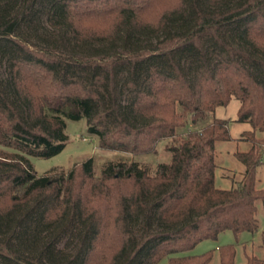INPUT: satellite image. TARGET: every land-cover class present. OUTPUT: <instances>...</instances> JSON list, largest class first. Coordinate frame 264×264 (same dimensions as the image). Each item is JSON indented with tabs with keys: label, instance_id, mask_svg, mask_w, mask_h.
Segmentation results:
<instances>
[{
	"label": "trees",
	"instance_id": "16d2710c",
	"mask_svg": "<svg viewBox=\"0 0 264 264\" xmlns=\"http://www.w3.org/2000/svg\"><path fill=\"white\" fill-rule=\"evenodd\" d=\"M0 264H210L184 254L232 231H260L264 187V0H0ZM232 98L249 123L236 187L216 186L226 120L197 125ZM86 120L103 151L38 175L31 158L66 147ZM246 255L244 264H264ZM235 264L236 247H219Z\"/></svg>",
	"mask_w": 264,
	"mask_h": 264
},
{
	"label": "rangeland",
	"instance_id": "374dc122",
	"mask_svg": "<svg viewBox=\"0 0 264 264\" xmlns=\"http://www.w3.org/2000/svg\"><path fill=\"white\" fill-rule=\"evenodd\" d=\"M0 74L2 68L0 67ZM240 101L232 98L227 106L218 107L214 113H210L204 120L197 125L188 123L186 127L179 128L178 134L185 135L195 128L200 129L202 126L210 123L215 117L224 119L229 124L231 136L230 142H218L216 145V162L218 165L216 171V186L223 189L236 187L245 171L244 165L239 162L235 153L245 151L248 145L240 140L245 131H252L249 123L237 121ZM66 133L69 137L65 149L58 155L51 158H31L34 169L38 175H44L51 171H69L76 162H82L88 158L94 160L95 173L101 175L103 165L108 161H138L147 165L154 170L161 162L170 160L169 153L165 149V143L159 145L156 154L152 155H133L125 152L103 151L101 149L98 137L89 133L85 119L80 121L67 120ZM243 173V174H242ZM257 187H264V165L257 171ZM260 222V231L256 234L244 232L238 236L232 231H227L218 236L215 240H205L199 243L193 250L186 254L199 255L207 251H214V259L210 264H219V247L233 244L236 247L235 264H244L246 255L262 253L261 246L264 245V209L260 207L258 214Z\"/></svg>",
	"mask_w": 264,
	"mask_h": 264
}]
</instances>
